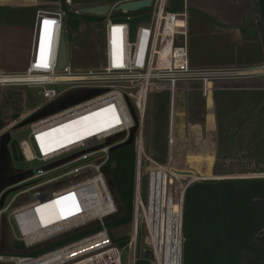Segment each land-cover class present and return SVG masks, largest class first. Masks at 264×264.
Returning a JSON list of instances; mask_svg holds the SVG:
<instances>
[{
    "label": "built area",
    "instance_id": "built-area-1",
    "mask_svg": "<svg viewBox=\"0 0 264 264\" xmlns=\"http://www.w3.org/2000/svg\"><path fill=\"white\" fill-rule=\"evenodd\" d=\"M126 1L110 5L107 14L99 16L104 18L99 69L75 72L68 60L63 69L57 68L66 13L61 8L47 7L35 12L27 68L17 74L0 73V86L35 89L43 99L41 105L12 126L66 94L104 91L28 125L29 135L19 142L18 150L23 160L36 162L38 166L16 171L14 176L29 175L0 192V264H123L125 248L112 242L105 226V221L119 212L109 185L111 149L129 139L136 123L134 237L139 223L145 222L143 206L150 209L162 205L164 177L170 175L167 168L145 153L142 132L149 95L162 91L169 94L167 142L170 145L179 86L197 85L202 95L208 97L215 82L246 79L264 68H196L190 61L186 0L179 11L167 10L171 8L170 0H151L149 8L133 12L115 9ZM63 3L79 15L72 0H63ZM145 14L151 15L150 21L137 23L133 37L128 23L116 21L119 18L129 21ZM45 20L54 23L45 26ZM41 40L47 47L43 56L39 52ZM54 86L63 88L55 90L51 88ZM8 129L0 131V137ZM144 161H147L145 205L140 197ZM6 192L9 193L1 203ZM94 228L98 230L32 255L50 244ZM4 232L9 234L8 241ZM133 240L132 237L129 249ZM15 244H20L26 254H20Z\"/></svg>",
    "mask_w": 264,
    "mask_h": 264
},
{
    "label": "rangeland",
    "instance_id": "rangeland-1",
    "mask_svg": "<svg viewBox=\"0 0 264 264\" xmlns=\"http://www.w3.org/2000/svg\"><path fill=\"white\" fill-rule=\"evenodd\" d=\"M121 1L126 0H74L73 4L75 8H83L105 4L113 5ZM41 3L43 7L45 6L52 9L61 8L59 2H45L42 0ZM186 3L188 11V45L192 62H194L193 58L198 61L197 64L194 62L195 65L214 68L215 66L218 67L227 64L233 65L235 61H237V63L241 62L242 64L244 62V64L248 62L251 64L264 60V36L260 19L257 10L255 9V0H186ZM67 9L71 11V8ZM167 10L170 11L171 9ZM200 10L202 11L200 12ZM205 15L210 17L207 19ZM103 19L104 18H101V21ZM219 20L222 21V23H219L221 26L217 25ZM102 27L103 21L94 24L80 20L76 29L69 27L68 25L66 26L65 24L64 37L67 44V60L71 70L82 72L96 70L101 67L102 45L99 29L101 31ZM236 30H238V32ZM39 52L40 56L47 53V47H45L43 40H41ZM3 58V48L0 46V70L3 68ZM262 66H264V64ZM261 68L255 71L257 72L256 75L246 79L218 81L214 83V86L218 88L219 86H225V84L229 86V84L246 85L247 83H250L251 85L254 84L253 82H255V84L256 82H264V68ZM51 88L61 90L63 87L54 86ZM192 88L191 85H181L177 88L174 108V127L172 129V137L175 141H179L185 137L187 129L193 125L192 122L194 120L197 122V116L202 112V109L199 108L202 104L197 96L194 105L191 103V96H186L187 93L192 92V90L195 89ZM37 93L38 90L30 89L28 87L0 86V112L6 124L5 129L9 128L2 135L9 134V141L7 143V152L9 155L5 157L4 163L5 178L13 177L16 171L24 172L38 166L36 162L28 163L23 159L17 161L11 159V145L15 144L18 146L19 142L27 139L30 132L28 126L14 129L18 124L15 126L12 125L20 118L34 111L43 103L42 97ZM168 105V92L162 91L159 94L153 92L149 95L142 133L146 155L151 156L159 165L167 168L170 173V175L168 174L169 176L166 175L164 177V182L166 183L164 186V200L162 203L163 249L158 248V251L160 252L163 250L162 264H175L176 242L178 241L176 217L177 212L178 214L180 213L182 205L181 197L184 188L191 181L196 179V177L213 175L212 166L213 173L214 169H216L217 174L234 176V178L231 179H235L236 177V179L258 178L260 173L262 174L261 171H264V167L259 168L260 172L255 174L258 176H252V173L256 170L258 157L264 156V136H261L254 141L250 132L251 130L253 132L255 128L249 122L240 132L235 134L233 140H228L235 142V147L228 151V156L226 157L229 158L228 160L224 161V157L222 156L223 160L216 159L213 165V154L206 156L205 158L191 154L186 162L187 164H195L194 170H196V173L192 170L195 175L191 178L176 176L170 172V169L182 170L186 166L184 160L178 158L176 153L174 155V160L171 162L166 161V155H164L163 163L156 159L158 156L161 157L159 153V141L160 136L164 133L163 128L160 130L162 131L161 135H159L158 132L157 124L160 120L162 122L165 121L164 124L166 125V154L169 149L167 142L169 131ZM211 105V100L208 99V108H211ZM161 108H164L166 118L161 116ZM207 118V127L211 131L214 128V116L209 113ZM204 135L205 134H203V136ZM19 155L20 152L18 156ZM202 165L206 166V169L203 171ZM10 170L13 171L11 172ZM119 214L120 211L113 218H116ZM169 216L170 218L168 222L167 219ZM112 219H107L105 224ZM166 221L169 224V227L168 225L166 226ZM166 227H168L167 231ZM133 233L134 225L132 221L127 225L109 231L112 242L119 248H125L122 256L123 264H132V261L135 262L138 258H148L150 264H161L157 259L156 252L151 243L150 232L146 223H139L136 237L133 236ZM3 235L5 240L8 241L10 239L8 233L4 232ZM132 237L134 240L129 249L128 245L131 242ZM182 242L183 239L181 241V249ZM122 243L125 245L120 247L119 245Z\"/></svg>",
    "mask_w": 264,
    "mask_h": 264
},
{
    "label": "trees",
    "instance_id": "trees-1",
    "mask_svg": "<svg viewBox=\"0 0 264 264\" xmlns=\"http://www.w3.org/2000/svg\"><path fill=\"white\" fill-rule=\"evenodd\" d=\"M43 1L59 2L61 9L66 13V26L68 25L74 29L78 27L80 20L94 24L103 21H101V18L74 14L67 9L63 0ZM182 2L183 0L170 1V9L179 11ZM255 9L264 36V0H255ZM100 33L99 29V35ZM255 63L263 65L264 60ZM253 83L251 85L250 83L246 85L229 84V86L225 84L223 87L219 86L220 90L214 94L218 134L217 160H223V157L224 161L229 159L226 158L228 151L235 147V142L228 140H233L235 134L240 132L247 123L250 122L255 128L253 132L252 130L250 132L254 141L264 136V82ZM160 112H162L161 116L166 118L164 108H161ZM164 122L160 120L157 124L159 135L162 134L160 130L164 129L159 141L161 157H156L161 163L164 162L167 144ZM5 127L6 124L0 112V131ZM17 147L15 144L11 145V159L16 161L22 159L20 155L18 156ZM259 165L264 167V156L258 157L257 167L252 176H258L255 174L260 172ZM261 172L260 176L264 175V171ZM214 174H217L216 169H214ZM108 175L120 211L116 218H111L112 220L105 224L109 232L132 221L135 175L133 145L110 153ZM161 177L160 174V179ZM228 178H234V176H200L193 180L196 182L191 181L193 183L190 182L191 184L186 189L184 188L181 264H264V178ZM162 206L163 204H159L150 207V209L143 206L142 210L144 223H146L150 232L151 243L161 264L163 250L159 252L158 248L163 246ZM169 218L170 216L167 221ZM176 218L178 235V212ZM167 221L164 223L169 227ZM168 227H166V231ZM97 230L98 228H94L50 244L40 251L32 253V255L56 248ZM177 242L175 264L177 260ZM124 245L122 243L119 246ZM14 247L20 251V254H26L22 251L23 247L20 244H15ZM134 264H150V260L148 258H138Z\"/></svg>",
    "mask_w": 264,
    "mask_h": 264
},
{
    "label": "crops",
    "instance_id": "crops-1",
    "mask_svg": "<svg viewBox=\"0 0 264 264\" xmlns=\"http://www.w3.org/2000/svg\"><path fill=\"white\" fill-rule=\"evenodd\" d=\"M42 0H0V46L3 48L4 53V64L0 73L5 74H17L23 72L29 63L30 53L33 44V28H34V16L38 9L47 8L42 6ZM202 10H200L201 12ZM207 19L210 17L206 16ZM223 21V19H222ZM222 21H218L217 25L221 26ZM220 28V27H219ZM238 32V30H236ZM190 54V50H189ZM190 61L192 66L196 68H208L197 64L198 61L193 58ZM235 61L233 65H223L214 68H260L262 65L257 63H246ZM194 90L187 93L186 96H191V103L194 105L196 103V96L201 102L202 112L198 117L197 122L195 120L192 122L193 125L187 129L186 135L183 139L175 141L172 137V143L168 146V151L166 154V161L174 160L175 153L178 158L184 160L186 165L182 170L195 171V164H187L186 160L189 155H197L205 158L213 154V165L217 159L218 151V140H217V120L215 111V101L214 94L216 91L220 90V87L216 88L214 84L212 85L211 93L208 97H204L202 92L198 90L197 85H191ZM192 88V89H193ZM177 96V94H176ZM208 99L211 100V108H208ZM190 104V103H188ZM191 104V105H192ZM191 107V106H190ZM211 113L214 116V128L209 130L207 127L208 115ZM203 131V132H202ZM203 134H205L203 136ZM174 142V143H173ZM188 165V166H187ZM206 169L205 165H202V171ZM192 171V172H193ZM212 174L216 176H231L223 174H214L212 166Z\"/></svg>",
    "mask_w": 264,
    "mask_h": 264
},
{
    "label": "water",
    "instance_id": "water-1",
    "mask_svg": "<svg viewBox=\"0 0 264 264\" xmlns=\"http://www.w3.org/2000/svg\"><path fill=\"white\" fill-rule=\"evenodd\" d=\"M150 5H151V0H134V1L122 2L115 9L133 12V11H136L139 9L149 8ZM109 9H110V5L105 4V5H97V6L78 8L77 13L79 15L99 17V16L106 15L107 12L109 11ZM150 18H151L150 14H145V15L133 18L129 21L126 19H123V18H119L116 21L122 22V23H128V25L130 27V36L133 37L136 24L149 22ZM66 65H67V44L65 42L64 33H62L61 37H60V42H59L57 68L59 70H61ZM103 92H104L103 90H83V91H78V92L66 94V95L60 97L59 99L55 100L54 102L48 104L47 106H45L44 108H42L41 110H39L38 112H36L32 116H30L26 120L20 122L14 129H19V128L28 126V125H30V124H32V123H34L40 119H43L47 116H50V115L55 114L59 111H62L68 107L76 105L77 103H80L84 100L95 97L97 95H100ZM136 131H137V124L135 123V127L130 132L129 139L125 143H122L120 145L113 147L111 149V153L116 151V150H119L121 148L133 145L134 135H135ZM8 141H9V134H4V136H2L0 138V192L4 188L24 179L25 177H27L29 175V173H24V174L19 175V176L5 178V176H4L5 175L4 163H5V157L7 155H9L7 152ZM110 141H112V140H110ZM259 168H263V165H259ZM142 171H143L144 175L141 179L140 197H141L142 204L145 205L146 190H147V176H146L147 161L143 162ZM170 172H172L176 176H180V177L191 178L195 175L194 172H192V171L175 170L172 168L170 169ZM261 177L264 178V175L259 176L258 178H261ZM229 179H231V178H229ZM208 180H212V179H208ZM213 180H217V179H213ZM193 182H196V181H193ZM193 182H191V183H193ZM191 183H189L188 185H190ZM109 185L111 186L110 182H109ZM187 186L185 187V189L187 188ZM185 189H184V191H185ZM184 191H183V195H184ZM8 193L9 192H6L3 195L1 203L3 202L4 198L6 197V195ZM183 195H182V205H183ZM180 223L182 226V214H181ZM180 264H181V248H180Z\"/></svg>",
    "mask_w": 264,
    "mask_h": 264
},
{
    "label": "bare ground",
    "instance_id": "bare-ground-1",
    "mask_svg": "<svg viewBox=\"0 0 264 264\" xmlns=\"http://www.w3.org/2000/svg\"><path fill=\"white\" fill-rule=\"evenodd\" d=\"M181 200H182V197H181ZM181 214H182V205H181V208H180L179 219H178V242H177V260H176V264H180V248H181V241H182V239H181V223H180Z\"/></svg>",
    "mask_w": 264,
    "mask_h": 264
},
{
    "label": "snow or ice",
    "instance_id": "snow-or-ice-1",
    "mask_svg": "<svg viewBox=\"0 0 264 264\" xmlns=\"http://www.w3.org/2000/svg\"><path fill=\"white\" fill-rule=\"evenodd\" d=\"M51 23H54V22H52V21H48V20H45V21H44L45 26H47V25H49V24H51Z\"/></svg>",
    "mask_w": 264,
    "mask_h": 264
}]
</instances>
